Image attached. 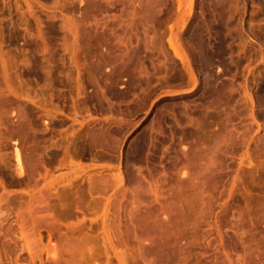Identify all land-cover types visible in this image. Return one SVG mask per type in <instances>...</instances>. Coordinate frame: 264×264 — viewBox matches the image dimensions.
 <instances>
[{
  "label": "rangeland",
  "instance_id": "rangeland-1",
  "mask_svg": "<svg viewBox=\"0 0 264 264\" xmlns=\"http://www.w3.org/2000/svg\"><path fill=\"white\" fill-rule=\"evenodd\" d=\"M263 257L264 0H0V264Z\"/></svg>",
  "mask_w": 264,
  "mask_h": 264
},
{
  "label": "bare ground",
  "instance_id": "bare-ground-1",
  "mask_svg": "<svg viewBox=\"0 0 264 264\" xmlns=\"http://www.w3.org/2000/svg\"><path fill=\"white\" fill-rule=\"evenodd\" d=\"M32 164H33V163H32ZM32 164H30V166H31ZM33 166H34V165H33ZM33 166H32V167H33ZM204 175H206V174H204ZM201 177H202V176H201ZM203 177H204V176H203ZM203 177H202L201 180L204 181ZM169 179H170V178H169ZM205 179H207V177H206ZM207 180H208V179H207ZM208 181H209V180H208ZM208 181H206V182L208 183ZM160 182H161V181H160ZM162 182H163V181H162ZM204 182H205V181H204ZM164 183H165V182H164ZM171 183H172V181H171ZM163 187H164V186H163ZM182 210H184V209H182ZM183 212H184V211H183ZM181 214H182V213H181ZM184 214H185V213H184ZM188 214H189V213H188ZM128 215H129V214H128ZM141 215H142V214H141ZM191 215H192V214H191ZM130 216H131V215H130ZM136 216H137V214L135 215V217H136ZM142 216H143V215H142ZM176 216H177V215H176ZM132 217H133V214H132ZM140 217H141V216H140ZM188 217H189V215H188ZM128 218H129V216H128ZM137 218H138V217H137ZM190 218H191V217H189V219H190ZM135 219H136V218H135ZM186 219H187V218H186ZM130 220H132V219H130ZM136 220H137V219H136ZM142 220H146V219H143V218H142ZM121 221H122V220H121ZM140 222H141V221H140ZM124 223H125V222H124ZM138 223H139V222H138ZM142 223H143V222H142ZM129 224H130V223H129ZM119 225H120V224H119ZM121 226H122V225H121ZM144 226H145V223H144ZM199 226H200V225H199ZM128 228H129V227H128ZM128 232H130V231H128ZM162 233H163V232H162ZM166 233H167V232H166ZM128 234H129V233H128ZM159 235L161 236V234H159ZM126 236H127V235H126ZM163 236H164V235H163ZM167 236H168V235H167ZM141 237L143 238V236H141ZM169 237H170V235H169ZM142 238L139 237V239H142ZM139 239H138V240H139ZM143 239H144V238H143ZM145 239H146V238H145ZM148 240H149V239H147V241H148ZM151 240H152V239H151ZM154 240H155V239H154ZM142 241H144V240H142ZM149 241H150V240H149ZM168 241H169V240H168ZM140 242H141V241H140ZM140 242H139V244H140ZM154 242H155V241H154ZM163 242H164V241H163ZM148 243H149V242H148ZM155 243H156V242H155ZM164 243H165V242H164ZM168 243H169V242H168ZM168 243H167V244H168ZM143 244H144V243H143ZM143 244H142L141 246H139V247L142 248V247H143ZM150 244H151V243H150ZM136 245H137V244H136ZM163 245H164V244H163ZM165 245H166V244H165ZM151 246H152V245H151ZM156 246L159 247V245H156ZM139 247H138V248H139ZM162 247H163V246H162ZM170 247H171V246H170ZM174 247H175V246H174ZM141 248H140V249H141ZM146 248H149V247L146 246ZM146 248L144 247V249H146ZM150 248H151V247H150ZM153 248H154V246H153ZM153 248H152V249H153ZM156 248H157V247H156ZM163 248H164V247H163ZM140 249H139V250H140ZM142 249H143V248H142ZM157 249H158V248H157ZM164 249L166 250V248H164ZM170 249H171V248H170ZM129 250H130V248H129ZM132 250H133V249H132ZM139 250H138V251H139ZM153 250H154V249H153ZM153 250H151V251H153ZM159 250H160V247H159ZM165 250H164V251H165ZM253 250H254V249H253ZM130 251H131V250H130ZM146 251H147V250H146ZM146 251L144 252V250H143V253H144V254H145V253L147 254ZM166 251H167V250H166ZM255 251H256V250H255ZM133 252H134V251H133ZM148 252H149V251H148ZM251 252H252V251H251ZM253 252H254V251H253ZM138 253H139V252H138ZM138 253H135V258H137V257H136V254H138ZM141 253H142V250H141ZM151 253H152V252H151ZM156 253H159V252L156 251L155 254H156ZM257 253H258V252H257ZM260 253H261V252H260ZM144 254H140V256H141V255L144 256ZM148 254L150 255V256H148V258H149V260H150V258L153 257V256H152L150 253H148ZM165 254H166V253H165ZM172 254H173V253H172ZM124 255H125V254H124ZM169 255H171V254H169ZM169 255H167V256H169ZM173 255H174V254H173ZM155 256H156V255H155ZM162 256H164V255L162 254ZM257 256H258V255H257ZM122 257H123V255H122ZM126 257H127V256H126ZM156 257H158V255H157ZM172 257H173V256H172ZM252 257H253V256H252ZM258 257H259V256H258ZM135 258H133L132 260L135 261V260H136ZM139 258L142 259V257H139ZM139 258H138V259H139ZM161 258H163V257H161ZM181 258H182V257H181ZM121 259H122V258H121ZM128 259H130V257L127 258V260H128ZM156 259H157V258H156ZM170 259H172V258H170ZM251 259H252V258H251ZM263 259H264V257H263ZM127 260H125V261H127ZM144 260H146L145 257L142 259V261H144ZM149 260H148L147 262H149ZM157 260L160 262L159 259H157ZM172 260H173V259H172ZM254 260H255V259H254ZM125 261H124V262H125ZM161 261H162V260H161ZM175 261H176V260H175ZM262 261H263V260H262ZM124 262H123V263H124ZM131 262L133 263V261H131ZM135 262H136V261H135ZM152 262H154V259H153ZM251 262H253V261H251ZM255 262H256V261H255ZM255 262H253V263H255ZM263 262H264V261H263ZM142 263L144 264L145 262H142ZM160 263H161V262H160ZM164 263H165V262H164ZM120 264H121V263H120ZM127 264H129V262H127ZM135 264H136V263H135ZM137 264H138V262H137ZM145 264H146V263H145ZM148 264H149V263H148ZM154 264H156V263H154ZM162 264H163V263H162ZM166 264H167V263H166Z\"/></svg>",
  "mask_w": 264,
  "mask_h": 264
}]
</instances>
